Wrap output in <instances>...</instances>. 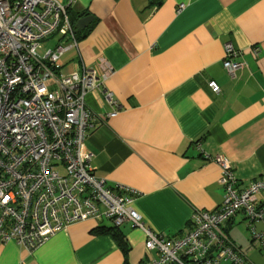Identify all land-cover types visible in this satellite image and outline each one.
Listing matches in <instances>:
<instances>
[{
    "label": "crops",
    "instance_id": "obj_1",
    "mask_svg": "<svg viewBox=\"0 0 264 264\" xmlns=\"http://www.w3.org/2000/svg\"><path fill=\"white\" fill-rule=\"evenodd\" d=\"M69 9L92 19L76 26L78 47L62 54L61 71L85 64L99 73L104 62L112 70L104 87L119 105L89 128L94 174L138 193L131 206L146 227L171 239L188 231L193 211L221 204L216 156L227 159L240 187L264 175V0H75ZM227 41L240 52L234 75L222 64ZM85 103L97 115L111 110L101 88ZM104 221L67 224L32 252L1 244L0 264H124L113 236L95 230L111 225ZM254 226L264 232L262 221ZM119 228L128 264L158 256L146 250L141 228ZM225 231L251 264H264L243 213Z\"/></svg>",
    "mask_w": 264,
    "mask_h": 264
},
{
    "label": "built area",
    "instance_id": "obj_2",
    "mask_svg": "<svg viewBox=\"0 0 264 264\" xmlns=\"http://www.w3.org/2000/svg\"><path fill=\"white\" fill-rule=\"evenodd\" d=\"M75 0H0V245L14 242L34 251L67 224L89 218L114 227L130 223L146 235L145 248L156 258L140 264H251L228 237L226 222L244 214L251 238L264 249V175L240 187L230 163L215 160L222 170L221 204L195 210L189 229L167 239L144 225L131 203L138 193L123 184L109 185L94 174L93 153L85 142L92 123L117 113L119 105L105 82L112 70L81 64L61 71L59 59L77 48L76 26L68 9ZM184 8L181 3L176 12ZM223 67L230 75L241 67L239 51L223 44ZM214 93V80L207 82ZM101 88L111 110L94 114L85 98Z\"/></svg>",
    "mask_w": 264,
    "mask_h": 264
},
{
    "label": "trees",
    "instance_id": "obj_3",
    "mask_svg": "<svg viewBox=\"0 0 264 264\" xmlns=\"http://www.w3.org/2000/svg\"><path fill=\"white\" fill-rule=\"evenodd\" d=\"M68 14L70 16V20L75 23V21L77 20V16H75L73 14V12L70 11V9H68ZM78 31H76V35H77V38H78ZM239 213V212H238ZM237 214V213H236ZM233 217V216H232ZM231 217V218H232ZM230 220V219H229ZM97 232L99 233H109L113 236L115 242L117 243V245L120 247L122 253H123V256H124V264H128V261H127V254H128V251H129V246L127 244V241L125 239V235L124 233L120 230L119 227H114L112 225L110 226H107V225H102V226H98L96 227L95 229Z\"/></svg>",
    "mask_w": 264,
    "mask_h": 264
},
{
    "label": "water",
    "instance_id": "obj_4",
    "mask_svg": "<svg viewBox=\"0 0 264 264\" xmlns=\"http://www.w3.org/2000/svg\"><path fill=\"white\" fill-rule=\"evenodd\" d=\"M92 19L91 15H86L78 18L75 22V26L82 28L86 25L87 22H89Z\"/></svg>",
    "mask_w": 264,
    "mask_h": 264
},
{
    "label": "rangeland",
    "instance_id": "obj_5",
    "mask_svg": "<svg viewBox=\"0 0 264 264\" xmlns=\"http://www.w3.org/2000/svg\"><path fill=\"white\" fill-rule=\"evenodd\" d=\"M105 223L107 222V221H104ZM246 230V229H245ZM247 234L249 235V230H247ZM170 264V263H169Z\"/></svg>",
    "mask_w": 264,
    "mask_h": 264
}]
</instances>
